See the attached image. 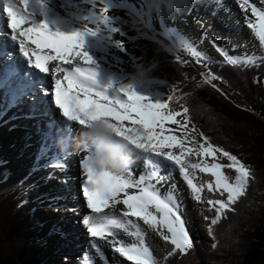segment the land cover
Wrapping results in <instances>:
<instances>
[{"label": "snow or ice", "instance_id": "obj_1", "mask_svg": "<svg viewBox=\"0 0 264 264\" xmlns=\"http://www.w3.org/2000/svg\"><path fill=\"white\" fill-rule=\"evenodd\" d=\"M259 3L261 6L257 7L250 0H234L244 14L247 28L264 48V0ZM154 6L150 0H137V5L130 4L129 0H0V21L3 22L0 25V59L4 62L0 68V84L6 91L4 104H19L23 102L22 97H30L26 116L36 120L39 155L45 158V167L49 166L53 140L61 145V151L51 155L56 161L52 167L65 173L58 179L61 194L48 199L54 202L67 197L76 201L75 210L79 211V194L82 193L90 212L82 216L81 223L87 235L94 238L89 244L104 264L107 261L97 239L106 242V246H111L131 264H157L133 218L143 221L172 246L169 255L183 254L191 249L192 241L173 186L160 190L162 180L167 178L159 175L161 169L167 170L169 175L178 169L196 202H204L202 192L205 190L220 195V198L206 201L209 210H214L211 218H204L209 221V236L213 235V226L224 213L234 211V205L254 179L252 169L237 155L213 144L195 125L189 126V109L184 102L189 93L176 95L179 89L175 87L166 94L147 92L128 82L130 72L120 65L127 64L133 70L144 63L127 52L122 40L113 38L114 33L122 37L126 34L119 26L123 23L120 18L107 14L112 8H128L138 35L152 40L164 51L175 55L182 47L193 58L203 55L174 27L166 25L160 8L152 11ZM249 11L251 18L247 15ZM139 27L146 31L140 32ZM157 35L174 43L165 48L156 40ZM212 46L229 65L254 64L251 56L237 57L230 55L224 45L213 43ZM116 51L127 55L128 60H121ZM147 64L156 68L159 61L153 58ZM220 79L212 72L201 73L204 85L224 95L213 83ZM157 84L168 86L166 80H157ZM177 103L178 110L173 106ZM94 123L100 125L102 132L135 148L132 160H140L144 165L137 177L129 170L131 162L120 173L91 169L86 163V146L77 148V154L84 153L78 161V187L76 178L67 175L71 153L66 148L73 129ZM224 169L234 173L232 179ZM197 172L210 178L198 184ZM44 179L56 178L49 172ZM117 204L123 208L119 212L111 211ZM105 209L110 211L105 212ZM120 231L135 238L134 241L126 243L119 239ZM112 264L118 262L113 260Z\"/></svg>", "mask_w": 264, "mask_h": 264}, {"label": "trees", "instance_id": "obj_2", "mask_svg": "<svg viewBox=\"0 0 264 264\" xmlns=\"http://www.w3.org/2000/svg\"><path fill=\"white\" fill-rule=\"evenodd\" d=\"M128 28L136 41L132 48L148 52L149 61H159V79L167 81L166 91L175 87L182 90L176 95L189 93L184 102L190 125H195L213 144L237 155L254 175L234 211H226L213 226L212 236L206 226L210 237L206 246L193 239L188 252L169 255L170 249L154 260L157 264H264V51L254 59L253 66H232L223 57L193 58L182 47L173 55L138 35L132 23ZM139 31L146 30L139 27ZM156 40L165 48L172 45L167 37L157 35ZM205 72L221 78L213 83L224 95L202 83L201 73ZM197 83L201 86L196 87ZM6 159V154L0 155V183L11 174L3 167ZM24 187L21 184L0 195V235L4 236H0V264H44L38 254L40 224L34 215L20 209L27 202Z\"/></svg>", "mask_w": 264, "mask_h": 264}, {"label": "rangeland", "instance_id": "obj_3", "mask_svg": "<svg viewBox=\"0 0 264 264\" xmlns=\"http://www.w3.org/2000/svg\"><path fill=\"white\" fill-rule=\"evenodd\" d=\"M194 1L195 0H186V2L182 5V7L180 8L178 12L173 13L170 16H165L164 22L166 25L170 27H174L177 30V32L180 33L182 36H184L185 39L188 42H190V44L197 51H199L203 55H213L219 58L220 55L219 53L215 51V48L212 46L213 43H215L217 46L224 45L230 55H234V56L241 57V58L247 57V55L245 54L248 51H250L251 46H255L254 50H252V52L253 51L255 52L251 55V57H253L255 54H260L262 51H264V48H261V46L259 45V41L257 37H252V40H249L250 34L243 20L244 14L242 15V12L239 10L238 5H236L237 6L236 12H233L229 18H224V16L222 17L223 15L222 11H219V9H224L226 11L225 7H220L222 4V1H223V5L226 6V2H224V0H217L220 2L213 1V0H205V3H206L205 5L202 4V2L200 3L199 0H196L198 2L197 11L201 10V12L203 13L202 17L206 20V22L204 23L201 20L195 19L196 13L193 10L196 7V3ZM254 1L256 0H251L252 3H254ZM132 2L133 0L130 1V4H132ZM257 2L259 3V0H257ZM215 3H218L219 6H216ZM133 5H137V0L133 2ZM203 6L209 7L208 8L209 11H207L204 8L202 9L201 7ZM189 9L191 10L190 12H189ZM211 10H215V13L219 11L218 16H221V17L220 19L217 17L218 21L212 18L213 14L212 12H210ZM124 12L130 17H132L129 9L126 7H120L116 9L114 8L112 13H110V16L120 18V20L123 23H121L119 26L122 28V30L126 34L125 36L122 37L119 33H114L113 38L122 40V42L125 43L127 52L130 53L132 57L138 58L139 62L145 64L149 62L148 58L150 54L146 52L144 49L135 50L132 48L134 44L130 43V41L127 39L128 37H132L133 35L130 32V30L127 29V26H129L132 23V20L126 14H124ZM156 23L157 22L153 20V24L156 25ZM220 25L223 27V29L221 28ZM204 27H206V29H204ZM237 29H239L240 31H236ZM228 33L232 34V40L239 42V44H243V41L240 39L245 38L246 41L248 40L246 45L249 48L240 50L239 48H236V47L234 48V47L227 46L228 43L223 44V43H217L215 41V38H214L215 36L217 35L218 36H221V35L229 36L230 34ZM173 42H174L173 40H170V43L173 44ZM254 58L255 56L253 57V59ZM127 60H128V56H127ZM127 60H124V61H127ZM120 66H126L127 70L129 67L127 64H122ZM158 68L159 66L155 68L153 74L157 77L158 80H160L159 79L160 73H159ZM166 90L167 89L163 85H158L157 88L153 92H163L166 94L167 93ZM180 92H182V90ZM16 105L17 104H15L14 106ZM173 106L177 110L179 109L178 103ZM4 115H6V111ZM177 118L179 119V117ZM6 123H8V121H6ZM35 124H36V121L30 122V123H27L26 121L24 124L21 125L17 120H15V124L13 126L14 129H12L8 125L9 130H12L14 132L17 131V133H20V138H17L16 141H14V139L10 136L9 133H7L5 136L4 131L0 125V139L6 138V142H7L3 146H1V143H0V155L6 154L7 156H9V159H10L9 163L11 162L13 163L11 164L8 163V166H11L14 171L13 176L10 179H8L6 182L0 183V186H1L0 195L8 191L15 190V188L18 187L16 184L21 181L26 183V189L24 188L23 192L25 194H29V203L25 207H27L28 210L33 211L31 214L34 215L35 218H37L38 223L40 224L39 225L40 230L37 233L38 235L37 240H39L38 254L41 257L42 262L44 264H93L94 262L93 256L95 255L94 253L95 250L92 249L93 255L88 250H84L86 246V243H84V240L85 238H87L86 236L87 230H86V227L82 226V223H81V220H82L81 215H83L84 212L86 211V208L82 207V205L85 203L83 201V195L80 198V195L82 193L79 194V204H80L79 211L74 210L76 213L78 212L81 215H78L76 217L72 214L73 212L72 209L75 206L73 204L76 203V201H73L72 199L65 197L62 199H58L54 202H50L48 197H51V196L49 194L46 195L43 192L42 187L46 185H51L52 187H61V185L58 183V179L62 176L61 174H56L60 172V170L58 168H55V173H52V176L55 177L56 179L45 180L44 175H43V172H44L43 169L47 168L44 166L45 163L41 166H35L33 162H35L36 160V154L31 151L32 153L29 154V157H28L29 159H28L27 154L25 155V153H29V152L28 150H24V149H27L28 147L21 148L23 139H27L28 135L30 134H32L34 137L36 136V128L34 127ZM29 125L31 126L29 127ZM171 127H175V126L172 125ZM21 131H23L24 134H22ZM174 134L178 135L179 133H174ZM36 138L37 137H35V139ZM197 139H198V135H197ZM67 143L74 145L75 136L72 135V137L68 140ZM10 144H15V146L11 148ZM38 150H40V144L38 145ZM66 150L67 152L69 151L68 147L66 148ZM52 152L54 151H50V155ZM20 154H23V155L20 156ZM42 159L45 160V158H42ZM137 161H139V163L142 162L140 160H137ZM221 162H226V161L221 160ZM74 163L76 165V162ZM48 164H49V167L52 165L51 163H48ZM263 165H264V160H263ZM130 169L132 173L134 174L138 171V165H132L130 166ZM45 171H47V174H48L49 168ZM224 171H225V174L229 177V179L233 178L234 173L231 170L224 169ZM174 172L175 170H173L170 173V175H168L169 173L167 170H165L164 173L163 172L161 173L164 174L163 177L166 175L167 178H171ZM18 175L20 176L18 177ZM71 177L75 178V176H71ZM179 179L182 180V178H180L178 174V178L177 179L174 178V182H176ZM10 181L12 182L15 181V182L13 185L4 186V184ZM179 186L182 190L180 191L179 188H176L177 193L175 194L178 197H180L179 199L181 200V203L184 201L183 203L184 212L182 215V219H184L185 221L186 231L189 233L190 238L199 239L200 242L206 246V244L208 243V239L210 238L206 232V226L209 223V221L205 220L204 218L205 217L211 218L214 215V210H209L207 203H206L207 198L203 197L204 202H196L189 196L188 194L189 191H187L184 186H183L184 188H182L181 185ZM217 198H220V195H218L214 199H217ZM68 209L70 210L68 212L70 214L69 222L74 224V226L68 225L67 223L68 221L64 216L65 212H67ZM141 224H142L141 229H142L144 236L147 239V243H148L147 247L149 248V251L152 257L154 259H157L167 254L172 248V246L169 243L162 240L155 230H152L149 227L144 228L143 227L144 223H141ZM76 229H77L76 233L83 234V235L85 234V237L84 236L80 237L79 235L77 237V235H75L74 233ZM61 233H63L64 235L62 236ZM0 236L3 237L4 239V236L2 234ZM126 236L128 235H126L123 231H120L118 234V237H122L124 241L129 242ZM77 239H80L79 242L74 241ZM61 242L65 244L66 248L60 245ZM97 242L101 244V242H99L98 239H97ZM104 246H105L104 244H101V247H104ZM90 247L91 246L89 244V248ZM107 247H105L104 249L108 250ZM67 253L69 254V256L67 255ZM117 259L119 260L118 257ZM70 260L72 261L70 262ZM122 261L118 264H131V262L127 261L125 258ZM101 262L102 261L99 260V264H104V262L102 263Z\"/></svg>", "mask_w": 264, "mask_h": 264}, {"label": "bare ground", "instance_id": "obj_4", "mask_svg": "<svg viewBox=\"0 0 264 264\" xmlns=\"http://www.w3.org/2000/svg\"><path fill=\"white\" fill-rule=\"evenodd\" d=\"M130 1L131 0H129V3H130ZM135 0H133V2H134ZM200 1V3L202 2V4H206L205 3V0H199ZM213 1H217V0H213ZM212 1V2H213ZM233 3H232V2ZM227 0V1H225L224 0V2H226V6H224L223 5V1H222V4H221V6L220 7H225L226 8V11L224 10V9H219V11H222V13H223V15H222V17L224 16V18H229L230 17V15L233 13V12H236L237 11V6L234 4V0ZM133 2H132V5H133ZM195 3H196V7H195V9L193 10V11H195V13H196V17H195V19H198V20H201L202 22H206V20L202 17L203 16V13L201 12V10H199V11H197V4H198V2L195 0L194 1ZM193 2V3H194ZM217 2H220V1H217ZM250 2H251V0H250ZM254 4L257 6V7H260L261 5H260V3H258L257 2V0L256 1H254ZM215 5L216 6H219V4L218 3H215ZM202 9L204 8V9H206L207 11H209L208 10V7H206V6H203V7H201ZM213 8V7H212ZM116 9V8H115ZM214 9V8H213ZM114 10V8H112V9H110L109 10V13H107V14H109L110 15V13H112V11ZM213 11L214 10H211L210 12H212L213 13ZM219 11H217L214 15H213V19H215V20H217L218 21V19H217V17L220 19V17L221 16H218V13H219ZM224 11V12H223ZM242 15H243V13H242ZM247 15L249 16V18H251V13H250V11L247 13ZM194 19V20H195ZM216 24H218V23H216ZM0 25H2V21H0ZM221 26V25H220ZM225 27H227V26H225ZM246 27H247V25H246ZM221 28L223 29V27L221 26ZM204 29H206V27H204ZM233 30V29H232ZM247 30L249 31V34H250V39L249 40H252V37H255V35L251 32V30L250 29H248L247 28ZM236 31H240L239 29H237ZM232 32H234V31H232ZM228 34H230V33H228ZM235 34V33H234ZM243 35V34H242ZM213 38V37H212ZM215 38V41L217 42V43H228L227 44V46H229V47H236V48H239L240 50L241 49H247V48H249V47H247V42H248V40L246 41L245 40V38H243V39H240V40H242L243 41V44H239V42H236V41H234V40H232V34H230L229 36H226V35H221V36H215L214 37ZM228 39H229V41H228ZM219 42H218V41ZM231 40V41H230ZM249 45H251V44H249ZM254 48H255V46H251V48H250V51H248L245 55H247V56H251L255 51H253L252 52V50H254ZM116 55L118 56V57H120L121 58V60H127V55H125L124 53H119L118 51L116 52ZM108 59L109 60H111V57L109 56L108 57ZM0 63H1V65L3 66V60L2 59H0ZM26 66V65H25ZM27 67V66H26ZM120 67H123L124 68V70L126 71V72H130L132 69L130 68V67H128V70H127V68H126V66H120ZM27 69V68H26ZM42 75H46V74H42ZM5 95H6V91H5V88H4V86H3V84H0V112L2 113V117L0 118V125H1V127H2V129H3V131H4V134H5V136H6V134L7 133H9L10 134V136L14 139V141H16V139L17 138H20V133H17V131L16 132H14V131H12V130H9L8 129V125H7V123H6V121H7V118H6V115H7V113H13V115H14V117H15V120H17L21 125L22 124H24L26 121H27V123H30V122H33V121H36L34 118H28L27 116H26V113L28 112V104H30L31 103V100H30V97L28 98V97H22L21 99H22V103H19L18 105H16V106H14L15 104H10V105H5L4 104V97H5ZM5 111H6V115H4V113H5ZM14 124H15V122H14ZM172 125H166V127H171ZM14 129V128H13ZM22 132V134H24L23 133V131H21ZM75 134V129H73V131H72V135L73 136H75L74 135ZM35 137H37L36 139H35ZM33 136L32 134H30V135H28V138L27 139H23V141H22V144H21V148H27V149H24V150H28V152L29 153H25V155L27 154V158L29 157V154L30 153H35L36 154V160H35V162H37V163H39L40 161H43L42 160V158H44L43 156H41V155H39V153H40V150H38V145L40 144V137H39V135H38V132H37V129H36V136ZM6 139V138H5ZM34 139H35V141H34ZM68 145H69V147H68V149L69 150H71V152H69V153H73V151H75V153H73V154H71V156H70V158L67 160V165H68V167H67V175L68 176H75V178H76V183H77V185H78V183H79V175H80V173H79V166H78V161H79V159L80 158H82V156L84 155V153L83 152H80L79 154H77V147H75V144L74 145H71V144H69L68 143ZM10 146H11V148L13 147V146H15V144H10ZM61 146H58L57 144H56V142H55V140H53V142H52V145H51V150L50 151H54V152H52L51 153V155H55L56 154V151H55V148L57 149V153H59L60 152V150L59 149H61L60 148ZM10 148V149H11ZM32 151V152H31ZM22 152V151H21ZM24 154V153H23ZM23 154H20V156H22ZM51 155H50V159H51ZM29 159V158H28ZM52 160V159H51ZM52 162H53V164L56 162V161H53L52 160ZM74 162H76V165H75V163ZM132 165H133V163H135V164H137L138 163V175L141 173V171L143 170V168H144V165H143V162H140L139 163V161L137 162V160L136 159H133L132 161ZM175 170V172L172 174V177L171 178H165V179H163L162 180V182H161V185H162V187L160 188V190L161 191H164V190H167L168 188H169V186H173V191L175 192V193H177L176 192V188H179L180 189V191L182 190L181 188H180V186L179 185H181V187L182 188H184L185 187V189L187 190V191H189L188 189H187V185L184 183V181H183V179L181 180V179H179V180H177L176 182H174V178L175 179H177L178 178V174H179V171H178V169H174ZM130 171H131V169H130ZM161 171V170H160ZM49 172H51V173H55V169L53 168V167H49ZM76 172V173H75ZM132 172V171H131ZM178 173V174H177ZM56 174H61V176H63L65 173H63V172H58V173H56ZM43 175H44V177L47 175V171H45L44 170V172H43ZM138 175H133L134 177H137ZM160 176H161V174H159ZM164 175V174H163ZM163 175L161 176V177H163ZM20 175H18V177H19ZM180 176V175H179ZM164 177H166V176H164ZM174 177V178H173ZM180 178H182L181 176H180ZM210 177H208V176H206L205 174H203V173H199V172H197V175H196V183H202L205 179H209ZM16 181V180H15ZM14 181V182H15ZM14 182H12V181H10V182H8V183H6V184H4V186H9V185H13L14 184ZM18 182V181H17ZM176 184H178V185H176ZM184 186V187H183ZM1 187V186H0ZM60 189V187H52L51 185H46V186H44V187H42V190H43V192L46 194V195H50V196H53L54 194H56V195H60L61 193L58 191ZM184 190V189H183ZM129 191H132L131 189H129ZM186 193V192H185ZM188 194H189V196L191 197V193H190V191L188 192ZM219 194L218 193H208L206 190L205 191H203L202 192V197H205V198H207V199H209V198H211V199H214L215 197H217ZM81 196H82V194L80 195V198H81ZM177 196V195H176ZM180 197H178L177 196V199H178V203H179V206L181 207V209H182V215H183V212H184V208H183V203H184V201L181 203V200L179 199ZM192 198V197H191ZM72 205V204H71ZM73 205H75L74 207H73V212H72V214L76 217V216H78V215H81V214H79L78 212L76 213L74 210H75V208H76V203H74ZM80 205V204H79ZM82 207H84V208H86V211L84 212V214L83 215H86V214H89V212H90V210H88L87 209V206H86V203H84L83 205H82ZM123 208V205H121V204H117L116 206H115V208L114 209H111V211H114V212H119L121 209ZM70 210L68 209L67 210V212H65V218L67 219V223H68V225H70V226H74V224H72L71 222H69V218H70V214L68 213ZM105 212H108V211H110L109 209H105L104 210ZM83 215H81V216H83ZM134 220H135V222H136V224L140 227V229H141V226H142V224L141 223H143V221H141V220H139L138 218H133ZM55 223V222H54ZM52 225H53V223H52ZM79 226V225H78ZM144 228L146 227H148L147 225H145L144 224V226H143ZM130 230H134V229H130ZM150 230V229H149ZM77 232V229H76V231L74 232L75 233V235H77V237H78V235L80 236V237H82V236H84L85 237V234L83 235V234H79V233H76ZM141 232H142V229H141ZM142 234H143V232H142ZM86 236H87V238H85V240H84V243H86V246H85V248H84V250H88L92 255H93V252H92V248L90 247L89 248V242L88 241H90V240H92V239H94V238H91V237H89L87 234H86ZM127 238H128V240H129V242H127V241H124V239L122 238V237H118L119 239H121V240H123L124 242H127V243H131L130 241H134V239L135 238H133V237H131V236H126ZM143 238H144V243H145V245L147 246V239H146V237L144 236V234H143ZM79 240L80 239H77V240H74V241H78L79 242ZM99 241V240H98ZM99 242H101V241H99ZM58 244V243H57ZM101 244H104L105 246L104 247H101V252L103 253V255H104V257H105V261H107V264H112V262H113V260H116L118 263H120L124 258L123 257H120L119 256V254L118 253H115V252H113V248L111 247V246H106V242H101ZM60 245L62 246V247H64V248H66L65 247V244L63 243V242H61L60 243ZM79 245V244H78ZM105 247H107L108 248V250H105L104 248ZM103 248V249H102ZM95 250V249H94ZM95 253V252H94ZM67 255L69 256V254L67 253ZM88 257V256H87ZM94 257V262H93V264H99V257L96 255V253H95V255L93 256ZM117 257L119 258V260L117 259ZM121 260V261H120ZM72 260H70V262H71ZM74 261H75V259H74ZM102 262H104V261H102ZM101 262V263H102ZM123 262V261H122Z\"/></svg>", "mask_w": 264, "mask_h": 264}, {"label": "clouds", "instance_id": "obj_5", "mask_svg": "<svg viewBox=\"0 0 264 264\" xmlns=\"http://www.w3.org/2000/svg\"><path fill=\"white\" fill-rule=\"evenodd\" d=\"M186 0H150L155 5L152 11L160 8L161 14L170 16L180 10ZM162 6V7H160ZM155 68L147 63L141 65L139 69H133L129 73L128 82L138 90L151 92L157 84V77L153 74ZM75 147L88 148L87 165L95 170H108L120 173L131 162L136 154L133 146L123 140L112 137L106 132H102L100 125L94 123L89 127L75 130Z\"/></svg>", "mask_w": 264, "mask_h": 264}, {"label": "water", "instance_id": "obj_6", "mask_svg": "<svg viewBox=\"0 0 264 264\" xmlns=\"http://www.w3.org/2000/svg\"><path fill=\"white\" fill-rule=\"evenodd\" d=\"M134 37V35H132V38ZM131 43H135L136 41H134V38L130 41Z\"/></svg>", "mask_w": 264, "mask_h": 264}]
</instances>
